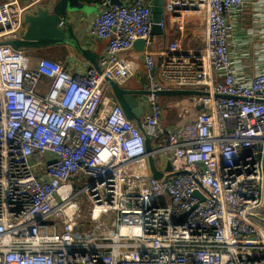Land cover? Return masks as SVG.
<instances>
[{
    "label": "built area",
    "instance_id": "built-area-1",
    "mask_svg": "<svg viewBox=\"0 0 264 264\" xmlns=\"http://www.w3.org/2000/svg\"><path fill=\"white\" fill-rule=\"evenodd\" d=\"M34 2H0V41L20 37ZM96 2L86 41H106L100 71L30 66L24 49L0 44V264H264L253 216L264 208V0H165V18L180 31L202 21L204 36L194 48L169 41L158 60L147 0ZM249 4L258 42L244 65L230 43ZM139 38L141 123L160 178L107 93V79L134 75ZM171 88L207 93L164 103L158 91Z\"/></svg>",
    "mask_w": 264,
    "mask_h": 264
},
{
    "label": "water",
    "instance_id": "water-1",
    "mask_svg": "<svg viewBox=\"0 0 264 264\" xmlns=\"http://www.w3.org/2000/svg\"><path fill=\"white\" fill-rule=\"evenodd\" d=\"M48 3L49 0H38L29 6L22 16L23 27L20 30V37L0 41V44H9L13 48L22 49H38L60 44L68 45L78 55L86 59L92 67L100 71L97 59L106 41L103 40L94 50L87 46L86 27L89 24V21L85 18L88 15L87 5L81 0H55L52 5ZM110 3L121 4L122 1L110 0ZM150 7L151 21L153 23L151 32L162 31L158 22L165 16L164 6L151 3ZM143 43L144 41L139 38L134 41L133 46L140 49ZM68 61H73L71 55L68 56ZM107 82L114 99L122 108L126 118L134 120L144 135V146L151 175L155 178L162 177L163 172L158 170L154 164L150 137L145 133L141 120L133 111L135 107L143 111V107L139 105V98L146 99L148 90L125 87L113 79H107ZM158 93L161 95H200L207 92L197 89L171 88L161 89ZM165 169L167 171L171 169L169 162L166 164ZM253 216L264 223V214L262 212L254 213Z\"/></svg>",
    "mask_w": 264,
    "mask_h": 264
},
{
    "label": "crops",
    "instance_id": "crops-1",
    "mask_svg": "<svg viewBox=\"0 0 264 264\" xmlns=\"http://www.w3.org/2000/svg\"><path fill=\"white\" fill-rule=\"evenodd\" d=\"M6 0H0V2H3ZM20 4L22 5H27L31 2L38 1V0H18ZM55 0H49L50 5L54 3ZM83 1L88 8V15L85 17L89 22L92 19L93 15L97 12L98 10V4L96 0H81ZM122 3H128L132 0H121ZM149 4H161L165 5V0H147ZM253 7L251 4L247 6V8L244 11V18L240 24L236 25V30L233 33V36L231 38V43H230V50L232 53V56L237 59L239 58L244 65H252L253 61L250 60L252 59V54L256 52V46H257V35L254 34H246V29L249 27H252L254 22H252V17L251 13ZM165 18V17H164ZM151 40L152 44L150 46L151 51L153 52L155 59L158 60L160 58L161 52L164 51L167 46L169 41L172 40H179L182 45L185 47H198L203 43V36H204V28H203V22L202 21H192V23H189L186 25L185 29L180 31L178 30L177 26L175 23L171 22L170 19L165 18V25L162 31L157 30L154 32H151ZM103 40L97 39L94 40L93 42L87 44V46L91 47L92 50L96 49L97 45L101 43ZM63 49L67 53V58L66 61L63 62V64L71 71V72H78L82 71L85 68L91 66V64L78 55L70 46L68 45H51V46H46L38 49H24L26 55L28 56L29 59V65L34 66L37 57L36 55L40 52H43L45 50L49 49ZM104 49V47H103ZM102 49V50H103ZM140 49H137L133 46V55H135V71L134 75L131 76L126 83L123 84L125 87H130V88H136V89H144V83H145V77L143 73V65H142V57L140 53ZM241 54H251L250 56H247L245 58H242ZM71 55L73 57V61H68V56ZM46 83L47 81L45 79L42 80L40 89L44 90L46 88ZM107 93H111L110 88L107 90ZM163 102H173L172 100H164L161 98ZM145 100L143 98H139V105L143 107V111L140 110L139 108L135 107L133 108V111L135 114L138 115L139 119L143 120V115L145 111ZM172 111V110H171ZM176 111V110H175ZM174 111V113H175ZM170 112V111H169ZM174 117L171 119L173 120ZM134 121V120H133ZM135 122V121H134ZM262 213L264 214V208L262 209Z\"/></svg>",
    "mask_w": 264,
    "mask_h": 264
},
{
    "label": "rangeland",
    "instance_id": "rangeland-1",
    "mask_svg": "<svg viewBox=\"0 0 264 264\" xmlns=\"http://www.w3.org/2000/svg\"><path fill=\"white\" fill-rule=\"evenodd\" d=\"M64 53V50L63 49H49V50H45L43 52H40L36 55L37 58H40V57H46L48 59H51L53 61H56V62H60V63H63V60L61 58V55H63ZM176 100V99H175ZM174 101V100H172ZM165 103V102H164ZM174 111H170V112H166V115H165V123L166 124H169L171 123V119L173 118V115H174ZM162 155V154H161ZM161 157V156H160ZM159 156L156 158L157 161H159Z\"/></svg>",
    "mask_w": 264,
    "mask_h": 264
},
{
    "label": "trees",
    "instance_id": "trees-1",
    "mask_svg": "<svg viewBox=\"0 0 264 264\" xmlns=\"http://www.w3.org/2000/svg\"><path fill=\"white\" fill-rule=\"evenodd\" d=\"M61 58L64 61H66L67 58V53L64 51L63 55H61ZM181 95H162L161 97L166 101V100H175L176 98L180 97Z\"/></svg>",
    "mask_w": 264,
    "mask_h": 264
}]
</instances>
